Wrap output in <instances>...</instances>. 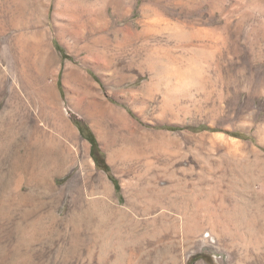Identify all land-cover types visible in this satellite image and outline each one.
I'll return each mask as SVG.
<instances>
[{"label":"rangeland","instance_id":"1","mask_svg":"<svg viewBox=\"0 0 264 264\" xmlns=\"http://www.w3.org/2000/svg\"><path fill=\"white\" fill-rule=\"evenodd\" d=\"M0 264H264V0H0Z\"/></svg>","mask_w":264,"mask_h":264},{"label":"bare ground","instance_id":"2","mask_svg":"<svg viewBox=\"0 0 264 264\" xmlns=\"http://www.w3.org/2000/svg\"><path fill=\"white\" fill-rule=\"evenodd\" d=\"M75 32V31H74ZM78 32V31H77ZM126 36V35H125ZM126 38V37H125ZM95 41H97L96 39H95ZM96 44V43H95ZM99 44V43H98ZM194 44V43H193ZM192 46V45H191ZM197 46V45H196ZM97 48H99V47H93V48H88V53H89V58H97V60L99 59V61L98 62H100V60L102 59V61H103V63H108V61H111L112 59H110V60H108L109 58H107L109 55H107V52L106 51H104L102 48H104V47H102L101 49H97ZM88 57V56H87ZM90 60V59H89ZM112 62V61H111ZM109 64H110V62H109ZM104 66H108L107 64L106 65H104ZM110 66V65H109ZM108 66V67H109ZM105 67V68H106ZM107 67V68H108ZM109 69V68H108ZM109 184V183H108Z\"/></svg>","mask_w":264,"mask_h":264},{"label":"trees","instance_id":"3","mask_svg":"<svg viewBox=\"0 0 264 264\" xmlns=\"http://www.w3.org/2000/svg\"><path fill=\"white\" fill-rule=\"evenodd\" d=\"M167 128H171V129H179V127L176 126H166Z\"/></svg>","mask_w":264,"mask_h":264}]
</instances>
